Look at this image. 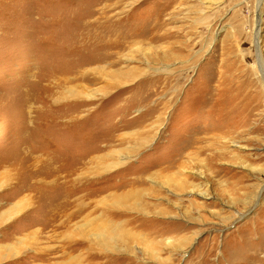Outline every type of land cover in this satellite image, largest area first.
Returning <instances> with one entry per match:
<instances>
[{
	"label": "rangeland",
	"instance_id": "obj_1",
	"mask_svg": "<svg viewBox=\"0 0 264 264\" xmlns=\"http://www.w3.org/2000/svg\"><path fill=\"white\" fill-rule=\"evenodd\" d=\"M19 250L264 264V0H0V264Z\"/></svg>",
	"mask_w": 264,
	"mask_h": 264
},
{
	"label": "bare ground",
	"instance_id": "obj_2",
	"mask_svg": "<svg viewBox=\"0 0 264 264\" xmlns=\"http://www.w3.org/2000/svg\"><path fill=\"white\" fill-rule=\"evenodd\" d=\"M46 183H44L43 184V186L45 185ZM46 186H48V185H46ZM45 186V187H46ZM21 206V204H16L15 206H14V212H16V211H18L19 209V207ZM18 209V210H17ZM12 215V214H11ZM34 239V238H33ZM36 242V241H35ZM78 247H81V245L79 246V245H77L76 247L75 246H71L70 244H68L66 247H64L63 248V252L65 253V254H67V252H66V249L67 248H71V249H74V250H78ZM10 249V248H9ZM43 251V250H42ZM21 251L19 250V251H17L16 253H15V255L16 254H18V257H17V259L16 260H14V261H12V262H10L9 264H45V263H47V262H49L50 261V258L48 257L51 253H49V251H48V253H47V255H44V254H42L41 253V250H37V251H35V250H33L31 253H26V254H23L22 256H21ZM12 255H13V253H12ZM81 255V254H80ZM66 256H69V257H71L70 256V254H68V255H66ZM68 258V257H67ZM74 258V257H73ZM78 259V258H77ZM67 260V259H66ZM82 260L83 259H78V264H80L81 262H82Z\"/></svg>",
	"mask_w": 264,
	"mask_h": 264
}]
</instances>
